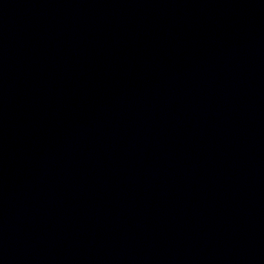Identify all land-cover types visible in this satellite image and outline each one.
Listing matches in <instances>:
<instances>
[{
    "label": "water",
    "instance_id": "1",
    "mask_svg": "<svg viewBox=\"0 0 264 264\" xmlns=\"http://www.w3.org/2000/svg\"><path fill=\"white\" fill-rule=\"evenodd\" d=\"M0 264H264V0H0Z\"/></svg>",
    "mask_w": 264,
    "mask_h": 264
}]
</instances>
